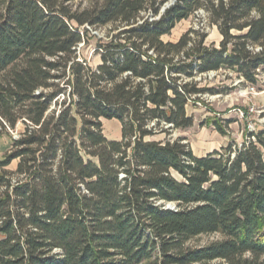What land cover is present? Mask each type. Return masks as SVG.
Returning <instances> with one entry per match:
<instances>
[{"label": "trees", "instance_id": "16d2710c", "mask_svg": "<svg viewBox=\"0 0 264 264\" xmlns=\"http://www.w3.org/2000/svg\"><path fill=\"white\" fill-rule=\"evenodd\" d=\"M167 1L0 0V136L25 125L0 160V264H264V130L202 157L173 138L194 126L190 103L218 94L199 77L261 82L264 0H176L162 13ZM199 11L219 48L195 30L163 41ZM107 26V40L93 34ZM90 39L96 68L78 54ZM103 120L121 124L120 140ZM204 235L219 239L188 246Z\"/></svg>", "mask_w": 264, "mask_h": 264}, {"label": "rangeland", "instance_id": "374dc122", "mask_svg": "<svg viewBox=\"0 0 264 264\" xmlns=\"http://www.w3.org/2000/svg\"><path fill=\"white\" fill-rule=\"evenodd\" d=\"M103 0H55L59 5H63L70 10H83L90 8L95 3ZM175 0H168L162 7L170 6ZM142 16L150 17V11ZM86 28H90L85 26ZM113 26L99 28L93 34L101 40H107L111 34ZM190 30H195L200 34H207L205 44L220 47L222 36L216 26L210 22L209 15L205 11H199L190 19L182 21L171 32L164 36V42H178L179 39ZM97 39H90V43L82 45L78 49L79 57L87 62L91 67L96 68L101 60L95 54ZM257 86H251L239 79L237 74L229 70L211 72L198 78L201 87L214 88L218 94H206L199 102L190 103L187 110L193 116L194 126L187 130H179L173 134V138L184 139L192 149L194 155L202 157L215 150H221L229 144L241 145L246 136L251 132L264 130V76ZM232 120V123H227ZM103 131L107 138H119V128L113 127L114 121L103 120ZM219 124L224 130L222 135L217 130ZM25 130V125L19 122L15 129H11L7 124L4 133L0 136V160L10 150L13 140L21 138ZM0 131L2 127L0 126ZM165 135H159L155 139L163 140ZM14 163L10 170H14ZM1 239V236H0ZM219 239L218 235H204L192 240L188 246L201 248Z\"/></svg>", "mask_w": 264, "mask_h": 264}, {"label": "crops", "instance_id": "0c3cea01", "mask_svg": "<svg viewBox=\"0 0 264 264\" xmlns=\"http://www.w3.org/2000/svg\"><path fill=\"white\" fill-rule=\"evenodd\" d=\"M112 121H114L116 123V124H113V127L119 128V130L121 131V124L118 121H116V120H112ZM120 138H121V132H120V137L119 138L115 137V139H113V138H108V139H110V140H120Z\"/></svg>", "mask_w": 264, "mask_h": 264}, {"label": "water", "instance_id": "95a60500", "mask_svg": "<svg viewBox=\"0 0 264 264\" xmlns=\"http://www.w3.org/2000/svg\"><path fill=\"white\" fill-rule=\"evenodd\" d=\"M175 2H176V0L171 5H173ZM170 6H167V8L163 9L162 13H164L165 10L168 9ZM168 208L171 209L172 208V205H168Z\"/></svg>", "mask_w": 264, "mask_h": 264}, {"label": "built area", "instance_id": "2783aa9c", "mask_svg": "<svg viewBox=\"0 0 264 264\" xmlns=\"http://www.w3.org/2000/svg\"><path fill=\"white\" fill-rule=\"evenodd\" d=\"M81 46H82V45H81ZM81 46H80V47H81Z\"/></svg>", "mask_w": 264, "mask_h": 264}]
</instances>
